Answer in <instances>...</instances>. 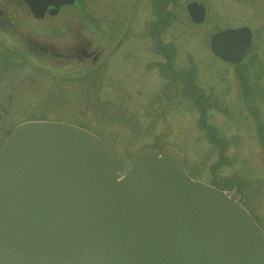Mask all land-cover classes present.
I'll return each instance as SVG.
<instances>
[{"label": "rangeland", "instance_id": "obj_1", "mask_svg": "<svg viewBox=\"0 0 264 264\" xmlns=\"http://www.w3.org/2000/svg\"><path fill=\"white\" fill-rule=\"evenodd\" d=\"M191 3L207 7L201 23L190 18ZM155 8L167 11L164 24L174 17L162 32L165 56L148 48ZM19 19L0 31V51L27 54L8 59L0 74V149L29 121L94 133L117 153L122 172L143 146H172L191 178L236 192L264 230V0H76L55 22ZM238 27L252 31V46L234 65L213 55L211 35ZM100 41L109 53L97 68L42 51L93 50ZM163 63L170 79L158 73Z\"/></svg>", "mask_w": 264, "mask_h": 264}, {"label": "water", "instance_id": "obj_2", "mask_svg": "<svg viewBox=\"0 0 264 264\" xmlns=\"http://www.w3.org/2000/svg\"><path fill=\"white\" fill-rule=\"evenodd\" d=\"M30 1L37 17L50 3ZM188 11L205 19L199 3ZM251 40L247 27L225 29L211 50L237 64ZM183 163L146 145L122 173L88 130L19 124L0 150V264H264V231L237 193L191 179Z\"/></svg>", "mask_w": 264, "mask_h": 264}, {"label": "flooded vegetation", "instance_id": "obj_3", "mask_svg": "<svg viewBox=\"0 0 264 264\" xmlns=\"http://www.w3.org/2000/svg\"><path fill=\"white\" fill-rule=\"evenodd\" d=\"M36 1H41V0H36ZM46 1H48L50 3L48 4V6H46L45 9H43L44 12L42 13V15L40 17H37L32 10L33 5H32L30 0H0V31H1V28L3 26H8L9 28L16 29L19 26L18 24L21 22L19 18L22 17L23 15H26V17L29 18L28 20H30V21L32 20L34 22H40V21H46V20H51L52 22H55V20L59 16L63 15V17H64L65 10L70 6H73L75 4L76 0H74V3H72V4L60 3V0H46ZM159 1L160 0H155V6L157 5V3ZM204 7H205V10L207 13V7L205 5H204ZM154 11L156 12L157 17H159V18L156 21L152 22L150 27H149L150 28L149 31H150L151 42H150L148 48H149V51L154 55L165 56L166 52H165V45L163 44L164 40H163L162 32H163V29L168 24L170 25L172 23L174 17L172 15L169 23L164 24L160 20L164 17L165 14H168L167 11L165 9H160V8H159V10H157V8H155ZM189 16H190V14H189ZM155 27L157 29H155ZM238 28H240V27H238ZM225 29H230V28H224V30ZM213 35H214V33L211 35V39H212ZM99 37H102V33L99 34ZM169 45H171V47L173 48V55L176 56V53H177L176 46L173 43H170ZM47 46L48 45H46V48H47L46 50H42V49H39V50H42L46 53H51V55H53L56 58L73 59V60H78L79 62H82V63L87 61V60H92L93 64L95 65V68H97L103 62V60L106 57V54L109 53V49L107 52H106V50L102 49L103 45H102L101 41L97 44V46H94L93 50H91V45L84 44V45H80V46L78 45L75 48H73L72 50H68L67 52H64V53L58 52V50H55L52 47H50V46L47 47ZM5 47L8 49V51H6V50L0 51V65H1L0 66V68H1L0 74H3L6 72V68L4 66V63H8V59H10V58L17 59V57L22 58L24 55H27V54H24L21 51H19L17 48L14 49V46L12 48H9L7 46H5ZM116 48H117V43H115L114 49H116ZM215 57L218 58L217 56H215ZM23 58H25V57H23ZM169 62H170V64H172L174 62L173 57ZM157 70H158L159 74H161V75L168 74L169 79L171 78V74H170L171 68H166L164 63L158 65ZM164 70H166L167 72L165 73ZM191 79H192V77H191ZM191 79L187 83L188 88L190 86L189 83H190ZM189 90H190V88H189ZM193 98L195 101H200L203 105H205L207 103L206 99H203V98L198 99L195 96Z\"/></svg>", "mask_w": 264, "mask_h": 264}]
</instances>
